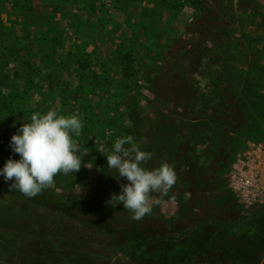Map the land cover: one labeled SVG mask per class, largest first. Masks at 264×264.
<instances>
[{
    "label": "rangeland",
    "instance_id": "obj_1",
    "mask_svg": "<svg viewBox=\"0 0 264 264\" xmlns=\"http://www.w3.org/2000/svg\"><path fill=\"white\" fill-rule=\"evenodd\" d=\"M194 47L188 100L158 71ZM236 87L254 112L224 125L221 103L238 100ZM256 103L264 0H0V169L20 159L10 140L33 113L77 116L73 139L87 149L79 172L32 198L0 176V264H264V204L230 187L243 154L264 144ZM145 117L161 141L142 137ZM124 136L152 153L142 167L166 157L177 178L139 221L103 210L127 183L104 157Z\"/></svg>",
    "mask_w": 264,
    "mask_h": 264
},
{
    "label": "clouds",
    "instance_id": "obj_2",
    "mask_svg": "<svg viewBox=\"0 0 264 264\" xmlns=\"http://www.w3.org/2000/svg\"><path fill=\"white\" fill-rule=\"evenodd\" d=\"M82 127L77 116H58L55 109L46 114L33 113L30 123L23 122L10 140L11 151L20 159L10 158L0 169L5 182L14 181L9 190H18L32 198L53 186L57 174L79 172L87 149L76 142L72 134L79 137ZM104 157L108 168L116 170L118 181H127L119 185L120 193H113L106 203L112 207L114 202L122 204L124 210L132 213L133 220L139 221L151 214L153 204L164 203L163 198L176 183L175 171L167 162L151 170L142 167L152 158V153L142 151L132 136L118 138ZM171 200L174 201L175 196Z\"/></svg>",
    "mask_w": 264,
    "mask_h": 264
},
{
    "label": "trees",
    "instance_id": "obj_3",
    "mask_svg": "<svg viewBox=\"0 0 264 264\" xmlns=\"http://www.w3.org/2000/svg\"><path fill=\"white\" fill-rule=\"evenodd\" d=\"M207 10L210 11V9H207ZM207 15H208L207 11L203 12V16H207ZM202 21H203V19H202ZM198 22H200V20H198ZM209 30H210V28H209ZM193 49L190 51L189 50L186 51V53L184 55L179 56L176 54L177 60L175 62H172L170 59L171 56H168L167 62L164 64V67L158 71L159 78H160L159 80L162 81L161 83H163L162 86L164 89H168V90H170L171 88L176 89L180 93L179 96H186V98L188 100H190L192 97V93H191L192 86L190 85V83H188L189 85H187V86H186V83H184L183 73L186 70L184 63L186 60L187 61L192 60V62L199 60V58H201V57H199V55L202 52L200 47H194ZM172 55H173V53H172ZM190 66L195 67V64L193 65L191 63ZM177 87H180V89H177ZM248 88L249 87L247 86L245 89H248ZM239 89H240V87H236V91H235V95L237 93L236 98H238V100L233 99V100H230L228 102H224V103L222 102L221 103L222 104V110H220V113L218 114L217 119L220 120V122L223 123L224 125L229 126L232 124H236L238 121L243 119L244 114H247L250 116L254 112L253 110L248 111L247 105H245V103L240 100ZM249 92H250V94L252 93L251 91H249ZM240 96H242V95L240 94ZM255 102H257V101H255ZM256 106L258 107V111H263V113H264V106L261 105V103H258ZM247 111H248V113H247ZM155 126H153L151 123L150 124L147 123V118L145 117L143 119H140L139 132L142 135V137L149 136L155 140L158 139L161 141V137L163 135L160 136V131H158L157 127H155ZM161 145L163 147H165L166 149H168L169 146H173V144L171 145L169 143H162ZM165 160H166V157H163V159L161 158L160 160H156V162H154L152 165H150V170L153 168L159 167L161 162H165ZM1 186H3V184ZM73 197L75 198V196H73ZM58 201L61 205H67L69 203L68 198H61ZM71 203L74 205L75 204L78 205L81 202L77 203L75 201H72ZM103 210L109 211V212H114L118 216H128L130 214L129 211L124 210L122 204H118L114 208L108 207V208H105Z\"/></svg>",
    "mask_w": 264,
    "mask_h": 264
},
{
    "label": "built area",
    "instance_id": "obj_4",
    "mask_svg": "<svg viewBox=\"0 0 264 264\" xmlns=\"http://www.w3.org/2000/svg\"><path fill=\"white\" fill-rule=\"evenodd\" d=\"M239 171L232 175L230 187L245 204H264V144H254L243 154Z\"/></svg>",
    "mask_w": 264,
    "mask_h": 264
}]
</instances>
